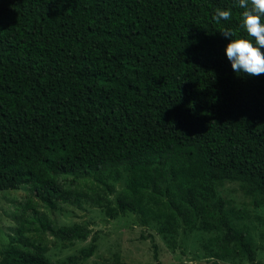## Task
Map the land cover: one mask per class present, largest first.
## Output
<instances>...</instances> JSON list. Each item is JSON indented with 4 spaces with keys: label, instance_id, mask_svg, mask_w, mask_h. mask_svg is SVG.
Wrapping results in <instances>:
<instances>
[{
    "label": "trees",
    "instance_id": "16d2710c",
    "mask_svg": "<svg viewBox=\"0 0 264 264\" xmlns=\"http://www.w3.org/2000/svg\"><path fill=\"white\" fill-rule=\"evenodd\" d=\"M217 9L231 19L214 21ZM241 12L238 0H0V191L27 187L55 209L88 198L64 177H91L113 194L106 181L123 171L113 205L104 190L92 198L109 219L131 213L171 248L180 231L214 233L216 261L206 264H263L236 222L245 213L217 194L237 182L264 211V74L235 73L221 33L254 42ZM21 209L0 264L93 255L95 238L50 262L46 244L24 236L32 224L62 242L88 230L55 227L31 200Z\"/></svg>",
    "mask_w": 264,
    "mask_h": 264
},
{
    "label": "rangeland",
    "instance_id": "374dc122",
    "mask_svg": "<svg viewBox=\"0 0 264 264\" xmlns=\"http://www.w3.org/2000/svg\"><path fill=\"white\" fill-rule=\"evenodd\" d=\"M66 186L77 193H85L79 203L70 201L58 205L55 209L42 206L30 195L27 187L19 190L0 191V259L3 249L16 238L15 229L19 222L15 215L21 214V205L28 200L38 205L40 214L51 221L55 227L83 226L89 234L85 241L73 240L62 242L43 231L38 223L32 224L24 233L29 241L38 238L47 246L46 257L52 263H60L69 257L77 256L82 248L90 245L95 238L96 248L93 255L77 264H104L120 260L128 264H206L216 261L212 256L217 248L211 243L214 233L202 231L182 232L175 238L174 248L168 246L153 226H141L136 217L125 213L109 219L105 209L93 200L103 196L102 185L91 177H64ZM73 182V183H72ZM114 189L113 194L105 191V200L114 204L116 194L125 186V174L120 178L111 175L106 181ZM218 196L225 202L226 209L234 208L244 212L245 217L236 221L238 225L246 224L255 249L256 258L264 264V211L253 206V200L246 197L237 182L225 181L217 187ZM105 200H101L104 204ZM37 229V230H36ZM218 264H249L245 257H230Z\"/></svg>",
    "mask_w": 264,
    "mask_h": 264
},
{
    "label": "clouds",
    "instance_id": "9594fccd",
    "mask_svg": "<svg viewBox=\"0 0 264 264\" xmlns=\"http://www.w3.org/2000/svg\"><path fill=\"white\" fill-rule=\"evenodd\" d=\"M241 12V27L248 37H235L230 30L221 31L230 40L225 48V54L235 73H246L249 76L264 74V0H238ZM232 17L231 10L217 9L213 20L219 23Z\"/></svg>",
    "mask_w": 264,
    "mask_h": 264
}]
</instances>
